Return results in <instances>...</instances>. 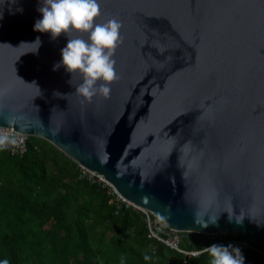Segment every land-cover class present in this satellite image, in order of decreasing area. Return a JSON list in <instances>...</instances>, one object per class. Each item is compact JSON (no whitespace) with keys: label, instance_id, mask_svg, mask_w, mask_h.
<instances>
[{"label":"water","instance_id":"95a60500","mask_svg":"<svg viewBox=\"0 0 264 264\" xmlns=\"http://www.w3.org/2000/svg\"><path fill=\"white\" fill-rule=\"evenodd\" d=\"M99 2L96 23H122L119 78L88 102L82 74L52 70L67 37L33 30L42 0H0V126L51 143L171 229L264 246V0ZM37 36L33 53L22 43Z\"/></svg>","mask_w":264,"mask_h":264},{"label":"trees","instance_id":"16d2710c","mask_svg":"<svg viewBox=\"0 0 264 264\" xmlns=\"http://www.w3.org/2000/svg\"><path fill=\"white\" fill-rule=\"evenodd\" d=\"M217 241L239 247L244 264H264L238 236L207 239L195 256L148 238L140 211L44 139L30 136L21 157L0 148V260L9 264H211L206 249Z\"/></svg>","mask_w":264,"mask_h":264},{"label":"clouds","instance_id":"9594fccd","mask_svg":"<svg viewBox=\"0 0 264 264\" xmlns=\"http://www.w3.org/2000/svg\"><path fill=\"white\" fill-rule=\"evenodd\" d=\"M18 11L22 12L23 9ZM37 11L41 13L42 19L35 21L34 31L50 33V42L55 41L61 34L67 37L66 46L61 49V59L53 65L52 70L56 71L63 66L69 73L82 74V82L76 87L75 92L86 101L91 102L93 96L97 94L108 98L111 82L119 78L113 57L115 49L123 40L120 33L122 23L116 18L96 23L95 18L101 15L99 0H42ZM73 33H86L87 39L80 38L79 35L73 38ZM22 44L34 45L33 53H37L42 41L37 36L32 43ZM98 81L103 83L97 84ZM54 95L60 96L59 93ZM15 143V138L0 134V148ZM216 220L217 217L209 222L196 220V223L202 228H207L209 223L215 224ZM206 251L212 257L211 264L245 262L240 248L231 244L224 246L213 243ZM144 259L149 260L151 257L145 255ZM0 264H9V261L0 260Z\"/></svg>","mask_w":264,"mask_h":264},{"label":"built area","instance_id":"2783aa9c","mask_svg":"<svg viewBox=\"0 0 264 264\" xmlns=\"http://www.w3.org/2000/svg\"><path fill=\"white\" fill-rule=\"evenodd\" d=\"M0 134H7L12 138H15L16 143L8 144L3 149L9 152L11 155L15 156H23L27 151L28 139L29 135L21 133L15 130L12 127H3L0 126ZM84 171V175L87 176L89 179H94L99 183H103V186L107 187L109 191L115 196L119 203H123L126 207H135L129 202H127L122 196L119 195L117 190L108 183L104 177L94 171H90L83 167H80ZM137 211H140L144 215V221L146 222L147 228V237L150 239H154L162 244H164L170 250L176 251L178 253H182L185 256L192 255L195 256L199 254L201 251H193V250H185L182 246L184 240L193 241L200 236H208V238H215L219 234H205V233H198L194 231H178L168 227V225L159 217H157L153 212L140 208L135 207ZM188 237V238H187ZM240 244H244L249 246L252 250L259 253L263 260H264V246L256 244V243H248L244 241H237ZM251 242V241H250ZM221 241H217L215 244H220Z\"/></svg>","mask_w":264,"mask_h":264},{"label":"rangeland","instance_id":"374dc122","mask_svg":"<svg viewBox=\"0 0 264 264\" xmlns=\"http://www.w3.org/2000/svg\"><path fill=\"white\" fill-rule=\"evenodd\" d=\"M81 171L84 173V171L82 169H81ZM134 209H135V207H134ZM135 210H138V209L136 208ZM207 239H210V238H208V236H204V235H202V236H200V238L196 239L195 244L197 245V248H196V250H193V251H198V248L204 246V243L207 241ZM193 241H192V243H194ZM187 242L190 243L189 240H187Z\"/></svg>","mask_w":264,"mask_h":264},{"label":"bare ground","instance_id":"6f19581e","mask_svg":"<svg viewBox=\"0 0 264 264\" xmlns=\"http://www.w3.org/2000/svg\"><path fill=\"white\" fill-rule=\"evenodd\" d=\"M123 198V197H122ZM127 201V200H126ZM127 202H129V201H127ZM130 204H132L131 202H129ZM133 206H135L134 204H132ZM135 207H138V206H135Z\"/></svg>","mask_w":264,"mask_h":264}]
</instances>
